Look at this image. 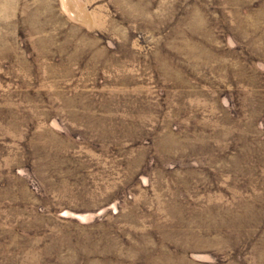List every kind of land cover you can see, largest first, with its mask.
Instances as JSON below:
<instances>
[{
    "label": "rangeland",
    "instance_id": "374dc122",
    "mask_svg": "<svg viewBox=\"0 0 264 264\" xmlns=\"http://www.w3.org/2000/svg\"><path fill=\"white\" fill-rule=\"evenodd\" d=\"M0 264H264V0H0Z\"/></svg>",
    "mask_w": 264,
    "mask_h": 264
}]
</instances>
